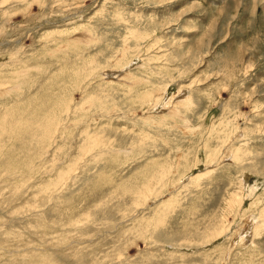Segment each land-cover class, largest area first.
<instances>
[{"label": "rangeland", "instance_id": "1", "mask_svg": "<svg viewBox=\"0 0 264 264\" xmlns=\"http://www.w3.org/2000/svg\"><path fill=\"white\" fill-rule=\"evenodd\" d=\"M0 264H264V0H0Z\"/></svg>", "mask_w": 264, "mask_h": 264}]
</instances>
